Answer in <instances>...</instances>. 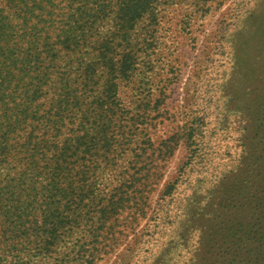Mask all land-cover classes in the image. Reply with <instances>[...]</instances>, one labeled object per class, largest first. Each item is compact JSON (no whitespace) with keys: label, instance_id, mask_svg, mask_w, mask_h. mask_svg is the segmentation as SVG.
I'll list each match as a JSON object with an SVG mask.
<instances>
[{"label":"rangeland","instance_id":"374dc122","mask_svg":"<svg viewBox=\"0 0 264 264\" xmlns=\"http://www.w3.org/2000/svg\"><path fill=\"white\" fill-rule=\"evenodd\" d=\"M0 76V264H264V0H0Z\"/></svg>","mask_w":264,"mask_h":264},{"label":"trees","instance_id":"16d2710c","mask_svg":"<svg viewBox=\"0 0 264 264\" xmlns=\"http://www.w3.org/2000/svg\"><path fill=\"white\" fill-rule=\"evenodd\" d=\"M4 82L6 83L7 81L5 80V79H3L2 78V76H0V101H1V103H2V105H7V103H8V97H7V93H5V91H4V88L6 87V88H8L7 86H5L4 85ZM3 87V88H2ZM1 105V106H2ZM5 119V118H4ZM8 132H9V130H8V128L5 126V127H1L0 128V149H2V154L3 155H5V152H6V147H7V140H8ZM30 143V142H29ZM31 144V143H30ZM1 154V155H2ZM173 190H175L174 188H173V186L170 188V189H168V191H167V189H166V195H169L170 196V194L173 192ZM0 194L1 195H7L8 197H12L13 195V192L12 191H10V190H8V191H6V190H2V193H1V191H0ZM12 195V196H11ZM15 201L17 202L18 201V198L16 197V199H15ZM0 205H1V203H0ZM14 209H16V212L14 211V213L13 214H8V216H14V215H16L17 217L21 214V212H19V211H17V210H20V209H18L17 207H14ZM5 212H7V213H10V211H5Z\"/></svg>","mask_w":264,"mask_h":264}]
</instances>
